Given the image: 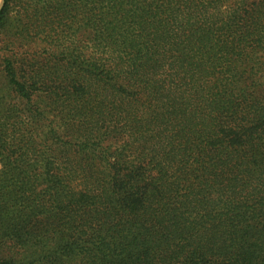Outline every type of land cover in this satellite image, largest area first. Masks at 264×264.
I'll list each match as a JSON object with an SVG mask.
<instances>
[{
	"label": "trees",
	"instance_id": "obj_1",
	"mask_svg": "<svg viewBox=\"0 0 264 264\" xmlns=\"http://www.w3.org/2000/svg\"><path fill=\"white\" fill-rule=\"evenodd\" d=\"M42 9L20 36L75 35L0 64L43 136L18 134L34 165L2 182L0 264H264V0Z\"/></svg>",
	"mask_w": 264,
	"mask_h": 264
},
{
	"label": "rangeland",
	"instance_id": "obj_2",
	"mask_svg": "<svg viewBox=\"0 0 264 264\" xmlns=\"http://www.w3.org/2000/svg\"><path fill=\"white\" fill-rule=\"evenodd\" d=\"M12 4V9L9 13L11 22L9 30L11 33L0 34V64L4 57L12 56L13 60L17 59L21 62L23 61V64H25V71L31 70L32 67L28 66L26 61H33V58H37V60L47 58L45 55L49 52L45 48L48 47L49 42H53V38L60 41H66L69 40L70 36L75 35V25H72L70 28L72 35L70 34L67 36L66 32L68 29H65L61 25L62 19L55 18L54 23L32 30L29 35L25 34L20 36L17 33L20 22L27 25L30 22V18L35 19L36 15H42L44 12L42 9L44 0H12ZM36 4L38 5L37 9ZM3 5L4 0H0V10ZM53 27L56 28L53 29L54 31H51V28ZM58 33L59 36L57 35ZM49 34H51V38L50 36L49 38L47 37ZM5 81L6 79L1 71L0 65V88H3L2 85ZM4 93L5 98L3 100L0 99V135L7 137L9 140V144H7V152L10 153L11 160L9 163L5 164L8 161L5 160L3 151L0 149V188H2V184H4L2 182H11L8 180L9 176L17 174L21 170L20 168L26 169L34 165V156L30 154H25V159L22 161L17 158L20 154L27 153L26 141H24L23 137L18 134L23 132L25 134L28 133L33 135L38 139L43 138L42 134L40 135L41 128L38 126L40 122L33 121L27 129L25 125V121L27 120L17 118L21 113V108L28 112L29 109L33 108L32 105L26 104L19 98V95L11 89H7V92L4 91ZM15 106H18V109L14 114H11V110L15 108ZM44 122L45 124L48 123L46 119ZM16 136H18V139L15 138ZM39 148L45 150V147L40 146ZM4 188L11 190L8 183H5Z\"/></svg>",
	"mask_w": 264,
	"mask_h": 264
}]
</instances>
